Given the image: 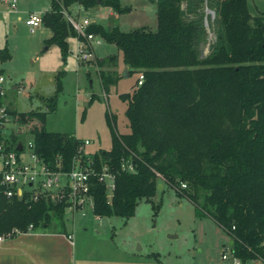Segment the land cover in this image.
<instances>
[{"label":"trees","instance_id":"16d2710c","mask_svg":"<svg viewBox=\"0 0 264 264\" xmlns=\"http://www.w3.org/2000/svg\"><path fill=\"white\" fill-rule=\"evenodd\" d=\"M49 1L50 9L42 15L52 31L47 44L55 43L63 56L75 32L62 18L61 4L119 8L118 0ZM152 1L155 31L104 29L96 23L88 27L121 51L129 74L144 77L119 95L126 101L127 134L118 133L113 115L105 113L111 145L98 154L110 159L115 188L108 198L104 185L94 186V214L128 218L163 181L195 205L197 216L210 217L229 235L234 256L264 264V17L252 16L247 0H206L217 27L210 52L201 56L205 26L199 2L188 10L195 17L185 18L183 0ZM10 57L8 47H1L0 63ZM105 62L98 59L97 65ZM114 74L98 70L104 93L116 82ZM60 87L58 81L57 92ZM56 99L57 93L45 100L49 110ZM9 112L19 124L30 123L26 129L37 154L47 161L58 154L68 167L80 139L46 130L44 111ZM122 156L133 158L134 172L120 170ZM64 212L63 202L42 199L28 206L0 194V234L12 228L25 231L29 224L68 234Z\"/></svg>","mask_w":264,"mask_h":264},{"label":"rangeland","instance_id":"374dc122","mask_svg":"<svg viewBox=\"0 0 264 264\" xmlns=\"http://www.w3.org/2000/svg\"><path fill=\"white\" fill-rule=\"evenodd\" d=\"M118 2V10L107 4H99L84 7L80 15L89 16L104 29L117 26L123 31L137 28L156 30V5L152 0ZM197 2L198 10L204 18L206 6L214 11L206 0H183L185 18L195 17L188 10L193 9ZM247 4L252 16L264 17V0H247ZM49 7V0H19L18 12L4 14L0 20V48L6 45L11 55L8 60L0 63V69L9 83L20 81L24 84L21 93L12 95L11 105L17 112L44 111L42 124L46 130L90 139L91 144L86 148L88 151L99 147L108 149L110 134L105 113L117 115L118 133L128 131L126 101L119 95L131 90L138 73L125 76L121 51L104 39L94 47L95 58L78 63L75 39L70 36L67 39V54L63 56L55 43L47 44L52 36L48 26L42 23L31 32L24 23L26 10L44 12ZM70 12H74L73 7ZM61 14L65 20L64 14ZM207 19L205 34L199 43L201 56L210 52L215 41L216 17L208 15ZM111 55L118 66L116 71L119 72V79L104 93L98 70L112 72L113 63L109 60ZM102 57L106 62L98 66L97 60ZM58 81L61 87L57 92ZM56 93L55 107L49 110L45 100ZM92 94L95 97L90 103ZM84 109L85 115L82 118ZM25 128L22 126L23 130ZM20 135L24 142L31 138L27 131ZM64 221L65 230L72 234L76 242L82 237H88L93 243H105L117 251L114 264H217L221 261L223 249L229 247L231 240L210 217L197 216L195 205L163 181L158 184L152 198L138 201L133 214L128 218L118 215L99 217L91 211L72 214L66 209ZM226 252L229 255L228 250ZM250 263L262 264L255 260Z\"/></svg>","mask_w":264,"mask_h":264},{"label":"built area","instance_id":"2783aa9c","mask_svg":"<svg viewBox=\"0 0 264 264\" xmlns=\"http://www.w3.org/2000/svg\"><path fill=\"white\" fill-rule=\"evenodd\" d=\"M18 3L19 0H0V20L4 14L17 13ZM71 7L74 9L73 13L70 12ZM83 9L82 4L74 3L69 8L61 4L60 10L75 32V56L78 63L95 58L94 47L103 39L88 31V27L95 22L89 16L80 15ZM206 9H211L207 6L204 9L207 23V16L213 14ZM44 12L26 13L24 23L31 32L42 24ZM18 19L20 20L21 17L18 16ZM143 78L142 74L138 75L137 85L142 83ZM9 88L5 75L0 73V194L7 199L22 201L28 206L44 199L53 203L63 202L65 210L69 209L72 214L76 212L86 214L88 211L94 214V186L97 183L104 185L108 198L112 196L115 188L116 173L110 165V159H103L98 154L100 149L88 151L86 148L91 144V140L87 138L80 139L68 167H65L64 160L58 154L52 160L44 159L35 151L32 133L26 128L22 129V126L28 127L30 123L19 124L16 117L9 112L10 107L5 101ZM23 88L24 84L20 81L13 84L16 93H21ZM24 131L31 136L25 142L20 138L22 136L20 134ZM19 142H21L20 150L17 149ZM119 168L127 173L134 172L133 158L120 157ZM184 186L182 184V187ZM30 230H33L32 224H29L25 231L12 228L1 233L0 245L6 239ZM67 237L72 235L67 234ZM250 262L252 261L243 263L239 257L234 256L229 244V247L223 249L221 261L217 264H252Z\"/></svg>","mask_w":264,"mask_h":264},{"label":"crops","instance_id":"0c3cea01","mask_svg":"<svg viewBox=\"0 0 264 264\" xmlns=\"http://www.w3.org/2000/svg\"><path fill=\"white\" fill-rule=\"evenodd\" d=\"M27 12L28 10L25 11V13ZM100 59L102 60L103 57ZM111 63H113L111 67L113 68L112 72H114L115 77H117L115 83H117L119 79V72L116 71L118 66H116L113 61H111ZM123 68L128 69L125 64L122 69ZM127 76H129V73ZM15 82L16 81H11V83H9V81L6 80L10 88L5 101L8 106H11V109H14L10 102L11 97L13 94H17L13 89V84ZM111 85H114V83ZM113 117L117 130V115L114 114ZM127 126L128 128L126 127V129H128V131L126 130V132L122 134H127L129 132V125ZM74 136L78 139H83L75 134ZM98 149L103 148L99 147L95 150ZM68 234L72 235L69 232ZM116 249L118 250V248ZM116 254L117 251H114L105 243H93L89 241L88 237H82L76 242L74 237H67V234L58 233L51 228L43 227L20 233L1 243L0 264H114V259L117 258L115 256Z\"/></svg>","mask_w":264,"mask_h":264},{"label":"water","instance_id":"95a60500","mask_svg":"<svg viewBox=\"0 0 264 264\" xmlns=\"http://www.w3.org/2000/svg\"><path fill=\"white\" fill-rule=\"evenodd\" d=\"M206 11H208V12H210V13H212V14L214 15V11H213V10H208V9H206ZM204 25H205V26L207 25V23H206V19H205V18H204ZM127 71H128V69L125 68V69H124V75H125V76L128 75V72H127ZM17 149H18V150L21 149V142L18 143V145H17ZM229 244H231V241H230Z\"/></svg>","mask_w":264,"mask_h":264}]
</instances>
